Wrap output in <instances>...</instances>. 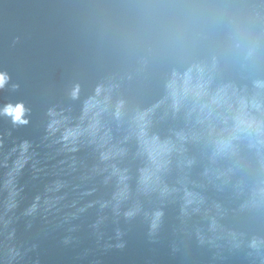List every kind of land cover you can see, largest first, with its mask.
Listing matches in <instances>:
<instances>
[{
	"label": "water",
	"instance_id": "water-1",
	"mask_svg": "<svg viewBox=\"0 0 264 264\" xmlns=\"http://www.w3.org/2000/svg\"><path fill=\"white\" fill-rule=\"evenodd\" d=\"M0 264H264V0H0Z\"/></svg>",
	"mask_w": 264,
	"mask_h": 264
}]
</instances>
